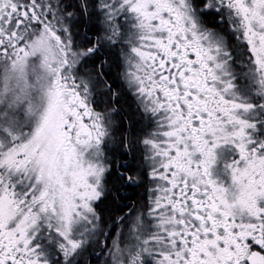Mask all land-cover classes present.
Masks as SVG:
<instances>
[{
  "label": "snow or ice",
  "instance_id": "obj_1",
  "mask_svg": "<svg viewBox=\"0 0 264 264\" xmlns=\"http://www.w3.org/2000/svg\"><path fill=\"white\" fill-rule=\"evenodd\" d=\"M0 264H264V0H0Z\"/></svg>",
  "mask_w": 264,
  "mask_h": 264
}]
</instances>
